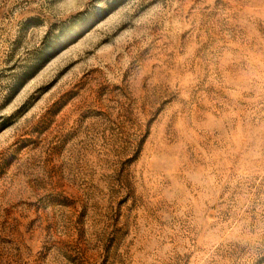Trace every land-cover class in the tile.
<instances>
[{"label": "rangeland", "instance_id": "rangeland-1", "mask_svg": "<svg viewBox=\"0 0 264 264\" xmlns=\"http://www.w3.org/2000/svg\"><path fill=\"white\" fill-rule=\"evenodd\" d=\"M0 264H264V0H0Z\"/></svg>", "mask_w": 264, "mask_h": 264}]
</instances>
